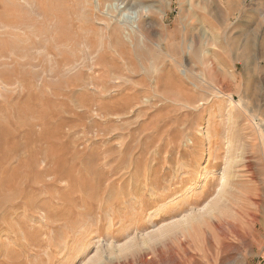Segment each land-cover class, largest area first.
Here are the masks:
<instances>
[{
    "label": "rangeland",
    "instance_id": "obj_1",
    "mask_svg": "<svg viewBox=\"0 0 264 264\" xmlns=\"http://www.w3.org/2000/svg\"><path fill=\"white\" fill-rule=\"evenodd\" d=\"M4 22L0 264H264V0Z\"/></svg>",
    "mask_w": 264,
    "mask_h": 264
},
{
    "label": "bare ground",
    "instance_id": "obj_2",
    "mask_svg": "<svg viewBox=\"0 0 264 264\" xmlns=\"http://www.w3.org/2000/svg\"><path fill=\"white\" fill-rule=\"evenodd\" d=\"M126 1V0H125ZM131 2V1H130ZM135 3V2H133ZM27 4L25 5L18 0H0V21H5L4 23L11 24L16 26L18 23L25 22L29 19V11L31 9H40V10H48L50 7V0H27ZM127 4V3H126ZM132 5V2L130 3ZM25 6V7H24ZM131 7V6H130ZM148 10L146 6L140 4L136 5L137 11ZM133 12V11H132ZM37 13V12H36ZM133 17V16H132ZM130 22V21H129ZM217 29L214 30L213 41L217 42L216 36ZM212 38V37H211ZM219 39V38H218ZM252 40V39H251ZM250 40V41H251ZM109 41H111L109 39ZM184 41V40H183ZM254 42V41H253ZM250 44V43H249ZM112 45V44H111ZM108 46V45H107ZM110 46V44H109ZM112 47V46H111ZM110 48V47H109ZM108 48V49H109ZM159 48V47H158ZM183 49V48H182ZM225 49V48H224ZM230 49V48H229ZM126 50V49H125ZM132 51V49H131ZM130 51V52H131ZM254 55L257 53V49L253 47ZM126 52V51H125ZM124 52V54H125ZM126 55V54H125ZM127 57V56H126ZM255 57V56H254ZM175 60V59H174ZM249 67V66H248ZM187 72V71H186ZM184 74V73H183ZM187 74V73H186ZM184 74V75H186ZM189 78V77H188ZM193 86V85H192ZM195 87V86H194ZM195 187V186H194ZM195 189V188H194Z\"/></svg>",
    "mask_w": 264,
    "mask_h": 264
}]
</instances>
